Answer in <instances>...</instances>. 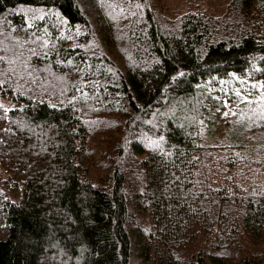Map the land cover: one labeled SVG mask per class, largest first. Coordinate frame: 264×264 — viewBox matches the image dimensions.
<instances>
[{
    "label": "trees",
    "instance_id": "obj_1",
    "mask_svg": "<svg viewBox=\"0 0 264 264\" xmlns=\"http://www.w3.org/2000/svg\"><path fill=\"white\" fill-rule=\"evenodd\" d=\"M101 2L0 0V264H264V0Z\"/></svg>",
    "mask_w": 264,
    "mask_h": 264
},
{
    "label": "rangeland",
    "instance_id": "obj_2",
    "mask_svg": "<svg viewBox=\"0 0 264 264\" xmlns=\"http://www.w3.org/2000/svg\"><path fill=\"white\" fill-rule=\"evenodd\" d=\"M231 1L232 0H147L146 4L141 5L138 3L130 4L131 2L128 0L127 1L126 0H122V1L116 0V2L118 3L110 2V0H103V3L105 7L107 8V10H108V7L115 9L116 5L119 4L120 5L119 8L121 7L120 11L115 9V11H118V14L124 13V12L125 13L128 12L129 14H132L138 11H140L141 13L147 7H151V8L158 10L160 13L164 14V17H166V19H169L171 21L173 20L174 22H176L177 18L181 17L184 14H187L188 12H196V13H201V14L203 13L207 15L222 16L225 14L227 10V6ZM122 6L124 7V9L122 8ZM26 14H27V20L29 24L33 22V20L35 22L43 15L41 12H39V10L34 9V8L27 9ZM0 35H1V29H0ZM30 38H33V37H30ZM21 39L22 38H17L18 41H20ZM0 46H2L1 40H0ZM22 55L24 56V54ZM24 57L26 58V56ZM1 58H4V57H1ZM14 58L18 59L17 55H14L13 59ZM23 67H24V70L29 69V65H27V63H24ZM7 70L15 73L19 71V68H17L16 65H13L12 68L10 67ZM23 75L25 77L29 76L28 78L30 79L31 77L30 70H29V73L27 71L25 74H22V76Z\"/></svg>",
    "mask_w": 264,
    "mask_h": 264
}]
</instances>
